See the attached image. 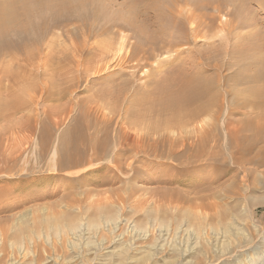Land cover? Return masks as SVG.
<instances>
[{
  "label": "bare ground",
  "instance_id": "6f19581e",
  "mask_svg": "<svg viewBox=\"0 0 264 264\" xmlns=\"http://www.w3.org/2000/svg\"><path fill=\"white\" fill-rule=\"evenodd\" d=\"M88 77L99 87L85 102L47 104ZM0 120V210L37 178L42 201L78 165L122 172L116 164L186 146L212 150L214 163L227 152L213 149L233 143L236 161L264 166V0H0ZM212 224L206 235L225 239L228 256L264 248L261 221Z\"/></svg>",
  "mask_w": 264,
  "mask_h": 264
},
{
  "label": "rangeland",
  "instance_id": "374dc122",
  "mask_svg": "<svg viewBox=\"0 0 264 264\" xmlns=\"http://www.w3.org/2000/svg\"><path fill=\"white\" fill-rule=\"evenodd\" d=\"M40 15H47V11ZM60 30L52 37L58 36V42L63 43ZM215 35H219L217 30ZM207 73L210 71L204 74ZM88 78L90 82L83 81L76 91L68 89L47 104H67L70 108L74 102H85L93 87L92 78ZM98 87L97 84L93 89ZM238 118L242 116H232ZM69 122L55 135L64 128L70 129ZM7 125L0 120V127ZM234 145L222 150L215 147V154L225 153L224 150L227 153L226 161L221 154L219 158L224 160L216 156L214 163L207 157L212 150L186 146L188 150L183 153L189 156L184 153V157L178 158L151 156L140 161L128 160V165H115L122 172L115 167L94 171L106 166L105 162L78 165V172L73 175H54L48 182L50 193L42 201L46 180L37 178L35 185L15 193L2 204L0 264H248L254 253L264 257V248L258 250L260 245L248 253L228 256L223 245H219L225 239L206 235L208 230L211 233L209 223H264V204L259 203H264V166L247 162V156L236 161L229 154ZM197 150L202 153L200 157H192ZM238 216L246 219L238 221ZM195 223L205 224L199 231Z\"/></svg>",
  "mask_w": 264,
  "mask_h": 264
}]
</instances>
